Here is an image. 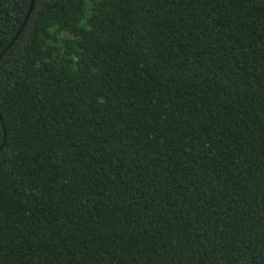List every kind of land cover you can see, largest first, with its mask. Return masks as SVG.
<instances>
[{"label":"trees","instance_id":"16d2710c","mask_svg":"<svg viewBox=\"0 0 264 264\" xmlns=\"http://www.w3.org/2000/svg\"><path fill=\"white\" fill-rule=\"evenodd\" d=\"M31 5L0 0V264H264V0Z\"/></svg>","mask_w":264,"mask_h":264},{"label":"water","instance_id":"95a60500","mask_svg":"<svg viewBox=\"0 0 264 264\" xmlns=\"http://www.w3.org/2000/svg\"><path fill=\"white\" fill-rule=\"evenodd\" d=\"M34 3H35V0H32V5H31V9H30V11H29V15L31 14V12H32V9H33V7H34ZM28 15V16H29ZM22 31V30H21ZM21 31L18 33V35L16 36V38L13 40V42L17 39V37L21 34ZM12 42V43H13ZM2 56H3V54L1 55V57L0 58H2Z\"/></svg>","mask_w":264,"mask_h":264}]
</instances>
